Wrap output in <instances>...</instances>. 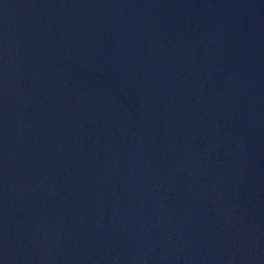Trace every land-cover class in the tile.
<instances>
[{
	"label": "water",
	"instance_id": "1",
	"mask_svg": "<svg viewBox=\"0 0 264 264\" xmlns=\"http://www.w3.org/2000/svg\"><path fill=\"white\" fill-rule=\"evenodd\" d=\"M0 264H264V0H0Z\"/></svg>",
	"mask_w": 264,
	"mask_h": 264
}]
</instances>
